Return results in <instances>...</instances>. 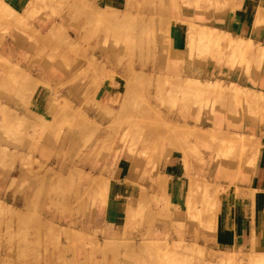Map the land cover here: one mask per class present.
<instances>
[{
  "label": "rangeland",
  "instance_id": "374dc122",
  "mask_svg": "<svg viewBox=\"0 0 264 264\" xmlns=\"http://www.w3.org/2000/svg\"><path fill=\"white\" fill-rule=\"evenodd\" d=\"M246 2L126 0L118 11L31 0L14 15L0 0V44L16 26L31 62L42 60L56 83H44L50 110H38L42 81L0 58V264H264V252L207 250L217 215L211 226L191 217L226 196L264 146V46L205 27L231 26L247 16ZM38 17L52 22L42 37L29 26ZM254 26L264 28L261 7ZM179 32L185 50L176 62ZM115 78L117 99L106 101L101 86ZM219 131L233 134L228 149H216ZM180 158L199 168L188 175L202 184L189 185L197 211L174 204L162 171ZM122 160L139 191L116 187Z\"/></svg>",
  "mask_w": 264,
  "mask_h": 264
},
{
  "label": "crops",
  "instance_id": "0c3cea01",
  "mask_svg": "<svg viewBox=\"0 0 264 264\" xmlns=\"http://www.w3.org/2000/svg\"><path fill=\"white\" fill-rule=\"evenodd\" d=\"M87 1L101 10L109 8L121 11L126 6V0ZM30 2L31 0H2L4 5L13 10L14 15L25 13ZM259 7L264 9V0H247V10L245 11L247 16L239 15L237 20H232L231 26L205 27L228 33L231 37L248 38L253 43L264 46V28L254 26V18ZM246 19L247 23H245ZM29 26L42 37L51 29L52 22L38 17L31 21ZM185 30L187 31V29ZM29 46L30 43L26 37L16 32V26H10L0 44V58L7 60L22 73L29 74L32 79L42 81L33 92V100L39 105L36 109L47 111L50 110V101L47 96L51 94V91L44 83L50 85L56 83L52 81V74L45 71L41 66L42 60H40V64L31 62L32 52L29 51ZM184 50L185 38L179 32L173 45L175 56L173 61L179 62V57L184 53ZM118 89L117 78H115V83L105 82L101 86L102 97L106 101H116ZM6 102L10 103L8 100ZM13 108L19 109L15 106ZM179 161H171L167 168L163 167L162 171L163 173L166 172L171 179L174 204L185 207L190 185L188 175L198 174L199 168L191 163L186 168L184 164L187 165V160L184 163L180 158ZM118 170L117 174L122 182L116 184V187L126 193L139 191L140 184L135 183L134 186L133 183L128 181L130 180V173L124 160L120 162ZM238 190L242 193L236 194L235 192ZM216 214V228L214 234H212V242L209 246H201L207 250L211 249L223 253H233L236 250L264 252V146L258 151L254 167L250 171L247 170L246 173L241 171L239 180L229 185L228 194L216 202Z\"/></svg>",
  "mask_w": 264,
  "mask_h": 264
},
{
  "label": "bare ground",
  "instance_id": "6f19581e",
  "mask_svg": "<svg viewBox=\"0 0 264 264\" xmlns=\"http://www.w3.org/2000/svg\"><path fill=\"white\" fill-rule=\"evenodd\" d=\"M233 17H234V16H233ZM189 25H190V24H189ZM55 28H56V27H55ZM198 28H199V27H198ZM194 29H196V28H194ZM51 30H52V29H51ZM53 31H54V30H53ZM192 31H193V30H192ZM195 31H196V30H195ZM198 31H199V30H198ZM212 31H213V30H212ZM56 32H57V31H56ZM190 33L192 34V32H190ZM190 33H189V35H191ZM193 34H195V33H193ZM193 34L191 35V37L194 36ZM215 35H216V33H215ZM227 35H228V34H227ZM229 36H230V35H229ZM196 37H198V36H196ZM205 37H206V35H205ZM217 38H218V37H217ZM227 38H230V37H227ZM199 39H201V38H199ZM199 39H198V40H199ZM206 39H207V38H206ZM231 39H232V38H231ZM196 40H197V39H196ZM202 40H203V39H202ZM233 40H234V39H233ZM248 40H249V39H248ZM207 41H208V40H207ZM234 41L237 42L238 40H237V41L234 40ZM240 41H241V40H239V43L242 44V42H240ZM201 42H202V41H201ZM190 43H191V42H190ZM191 44H192V43H191ZM212 44H213V43H212ZM233 44H234V43H233ZM236 44H237V43H236ZM241 44H240V45H241ZM217 45H218V44H217ZM234 45H235V44H234ZM242 46H243V45H242ZM241 48H242V47H241ZM241 48H240V50H241ZM238 49H239V45H238V47L235 45V46H233V49H232V50H233L234 52L237 51V54H238V52H239ZM245 49H246V48H245ZM248 50H249V49H248ZM241 51H242V50H241ZM246 51H247V50H246ZM243 52H244V51H243ZM243 52H242V53L239 52L238 56L240 55V53L243 54ZM249 52H251V51L249 50ZM244 53H245V52H244ZM247 54H248V53H247ZM255 55H256V51H255ZM238 56H237V57H238ZM250 56H251V55H250ZM241 59H242V58H241ZM258 59H260V58H258ZM263 59H264V58H263ZM238 60H239V59H238ZM256 60H257V59H256ZM241 61H242V60H241ZM233 62H234V61H233ZM230 64H232V62H231ZM232 66H233V64H232ZM249 67H250V66H249ZM230 71H231V70H230ZM243 72H244V70H243ZM256 74H257V73H256ZM185 83H186V82H185ZM188 83H189V82H188ZM196 83H197V82H196ZM196 83H195V86L198 85V84H196ZM173 84H175V83H173ZM182 84H183V83H182ZM189 84H190V83H189ZM209 84H211V83H209ZM216 84H217V83H216ZM219 84H220V83H219ZM219 84H218V85H219ZM231 84H232L234 87L236 86V85H234L232 82L229 83L228 86H230ZM184 85H185V84H184ZM191 85H192V84H191ZM213 85H214V86H213ZM232 85H231V87H232ZM193 86H194V85H193ZM198 86H200V85H198ZM205 86H208V84L205 85ZM209 86L212 87V88H210L211 90L214 89L215 86H216V88L218 87V86L215 85L213 82H212V86H211V85H209ZM219 86H220V85H219ZM201 87H202V85H201ZM231 87H229V88H231ZM232 88H233V87H232ZM235 88H236V87H235ZM198 89H199V88H198ZM201 89H202V88H201ZM207 89H208V87H207ZM217 90L221 93V91H220L221 89L219 90V89L217 88L216 91H217ZM245 90H247V89H245ZM213 91H214V90H213ZM216 91H215V92H216ZM230 91H231V89H230ZM230 91H229V92H230ZM233 91H234V88L232 89V91L230 92V94H232ZM236 91H237V90H236ZM238 91H240V90H238ZM243 91H244V89H243ZM243 91H241V93H242ZM249 91H250V90H249ZM208 92H209V90H208ZM253 92H254V91H253ZM253 92H252V93H253ZM213 93H214V92H213ZM236 93H237V92H236ZM236 93H235V94H236ZM239 93H240V92H239ZM244 93H245V92H244ZM246 93H247V92H246ZM250 93H251V92H250ZM252 93H251V95H254V94H252ZM197 94H198V93H197ZM214 94H217V95H218L217 92L214 93ZM210 95H211V94H210ZM210 95H209V96H210ZM232 95H233V94H232ZM238 95H239V94H238ZM248 95H249V94H248ZM221 96H223V97H222L223 100H222V99H221V100L224 101V98H225V97H224V93H223V92L221 93ZM249 96H250V95H249ZM255 96H256V95H255ZM257 96H258V95H257ZM219 97H220V96H219ZM235 97H236V96H235ZM239 97H240V96H239ZM260 97H261V96H260ZM263 98H264V97H263ZM263 98H262L261 100H263ZM215 99H216V98H215ZM255 99H257V98H255ZM218 100H220V99H218ZM253 100H254V99H253ZM233 101H235V100H233ZM254 101H255V100H254ZM257 101L259 102V100H257ZM260 102H261V101H260ZM262 103H264V100L262 101ZM261 107H262V106H261ZM263 107H264V106H263ZM258 108H260V107H258ZM257 110H258V109H257ZM258 111H259V110H258ZM259 112H260V111H259ZM259 115H260V113H259ZM257 116H258V115H257ZM251 117H252V116H251ZM253 118H254V117H253ZM239 119H240V118H239ZM254 119H255V118H254ZM259 119H260V117H259ZM235 121H236V120H235ZM237 121H238V120H237ZM250 127H251V126H250ZM197 130H199V129H197ZM205 130H206V129H205ZM209 130H210V129H209ZM228 130H229V129H228ZM207 131H208V129H207ZM213 131H214V130H213ZM202 132H203V130H202ZM204 133H206V131H204ZM208 133H209V132H208ZM236 133H237V132H236ZM199 134H200V133H199ZM234 134H235V133H234ZM218 135H219L220 137H222V138L218 137V138H220V141L222 140V141H221L222 143L220 144V142H219V143L216 142V143H218L217 146H216V149H217V148H224V149H226V148L228 147L229 142L232 141V140L229 139V136H230V135H233V134H232V133H228V132H226V131H219V132H218ZM235 135L238 136V137L241 136V135H239V134H235ZM200 136H201V135H200ZM200 136H198V137H200ZM226 138H228V140H227ZM241 138H242V137H241ZM200 140H201V138H200ZM217 140H219V139H217ZM229 140H230V141H229ZM240 140H241V139H240ZM210 141H211V140H210ZM213 142H215V141H213ZM213 142H212V143H213ZM219 144H220V145H219ZM244 144H245V143H244ZM229 145H230V144H229ZM232 146H234V145H232ZM232 146H231V147H232ZM243 146H244V145H243ZM229 147H230V146H229ZM231 147H230V148H231ZM233 148H234V147H233ZM227 149H228V148H227ZM218 150H219V149H218ZM243 150H244V149H243ZM249 150H251V149L249 148ZM173 151H174V150H173ZM221 151H222V150H221ZM170 152H171V151H170ZM180 152H181V151H180ZM224 152H226V151L224 150ZM220 153H221V152H220ZM220 153H218V154H220ZM222 154H223V153H222ZM231 154H233V153H231ZM231 154H230L229 156H231ZM223 155H224V154H223ZM184 156H185V155H183L182 158H185ZM221 158L224 159L223 156H222ZM231 158H232V157H231ZM217 163H218V162H217ZM222 165H223V164H222ZM227 165H228V164H227ZM227 165H225V166H227ZM227 167H228V166H227ZM190 180H191V179H190ZM192 180H193V179H192ZM190 183L193 184L192 181H191ZM192 184H191L190 186H192ZM197 184H198V183H195V182H194V185H193L192 187L195 188V185H197ZM200 184H201V183H200ZM204 184H205V187H206V183H204ZM204 184H203V186H204ZM198 185H199V184H198ZM199 186H201V189H202V184L199 185ZM207 187H208V185H207ZM186 188H187V187H186ZM189 188H190V190H191V187H189ZM197 188H198V187L196 186L195 189L197 190ZM199 189H200V187H199ZM199 189H198V191H199ZM201 189H200V191H202ZM205 189H206V188H205ZM209 189H210V188H209ZM190 190H189L188 193H191V192H194V191H195V190H192V191L190 192ZM186 191H187V189H186ZM198 191H197V192H198ZM197 192H196V193H197ZM210 193L213 195L212 192H210ZM192 194H193V193H192ZM198 194H199V192H198ZM198 194H197L196 197H198ZM211 194H209V195H211ZM188 195H189V194H188ZM203 195L207 196L206 193L203 194ZM203 195H202V196H203ZM192 196H193V195H191L190 197H192ZM194 196H195V192H194ZM194 196H193V197H194ZM199 196H200V195H199ZM214 196H215V195H214ZM214 196H213L212 198H215ZM200 197H201V196H200ZM200 197H199V198H200ZM207 197H209V196H207ZM207 197H204V198H207ZM188 198H189V197H188ZM204 198H203V199H204ZM209 198H210V197H209ZM209 198H208V200H209ZM210 199H211V198H210ZM188 200H190V202H189V201L187 202V206H186L187 208H186V209H187L189 212H190V211L192 212V208L194 207L193 204H194L196 201H195V202L193 201L194 198H193V200H191V198H189ZM216 200H217L216 198L213 199V200H209V202H210L209 204L204 205L205 207H203V208H201L200 210H198L200 213H198V214H195V213H194V214L191 215V217L195 215L193 218H199L198 220H199V222H200V225L205 224V223H206V224L209 223L208 225L211 226L210 222L213 223V222H214V219H215V217H216V215H217V214H216ZM193 202H194V203H193ZM197 202H198V201H197ZM197 204L200 205V203H197ZM201 204H202V203H201ZM202 205H203V204H202ZM202 205H201V206H202ZM201 206H200V207H201ZM213 206H214V207H213ZM184 209H185V207H184ZM193 209H194V208H193ZM194 210H195V209H194ZM195 211H197V210H195ZM186 216H187V214H186ZM188 216H189V215H188ZM188 216H187V217H188ZM189 218H190V217H189ZM189 220H190V219H189ZM195 221L197 222V220H195ZM189 222H190V221H189ZM192 222H193V221H192ZM201 223H202V224H201ZM200 225H199V226H200ZM204 226H205V227H204ZM204 226H202V227H204V228L207 227L206 225H204ZM207 228H208V229H207ZM207 228H206V230L211 229L209 226H208ZM213 228H214V227H213ZM213 228H212V231L215 232V229L213 230ZM200 230H202V229H200ZM204 231H205V230H204ZM208 233H209V232H208ZM205 234H206V233H205ZM210 234H211V233H210ZM210 236H211V235H210ZM212 236H213V235H212ZM194 243H195V242H194ZM181 244L184 245V244H186V243L183 242V241H181V242H179V243H175V248H178L179 246L182 247ZM192 245H193V244H192ZM195 245H196V244H194V247H195ZM173 246H174V245H173ZM183 247H185V246H183ZM187 247H189V246H187ZM189 248H190V247H189ZM183 249H184V248H183ZM183 249H182V252H183ZM187 249H188V248H187ZM176 250H179V249H176ZM185 250H186V249H185ZM199 250H202V249H199ZM189 251H190V250H189ZM179 252H181V251H179ZM187 253H188V252H187ZM190 253H193V252H192V248H191V252H190ZM196 253H197V252H196ZM185 254H186V253H185ZM188 256H189V255H188ZM191 256H192V254H191ZM255 256H256V255H255ZM258 256H259V255H258ZM255 258H256V257H255ZM263 259H264V258H263ZM198 260H199V259H198ZM257 260H258V259H257Z\"/></svg>",
  "mask_w": 264,
  "mask_h": 264
}]
</instances>
